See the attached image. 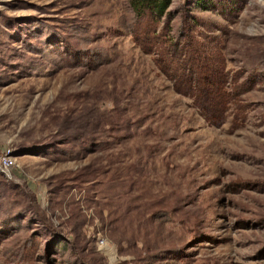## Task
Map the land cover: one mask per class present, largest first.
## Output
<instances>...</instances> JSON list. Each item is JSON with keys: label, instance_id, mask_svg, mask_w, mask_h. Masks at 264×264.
<instances>
[{"label": "rangeland", "instance_id": "1", "mask_svg": "<svg viewBox=\"0 0 264 264\" xmlns=\"http://www.w3.org/2000/svg\"><path fill=\"white\" fill-rule=\"evenodd\" d=\"M130 1L0 0V264H264V0Z\"/></svg>", "mask_w": 264, "mask_h": 264}, {"label": "trees", "instance_id": "2", "mask_svg": "<svg viewBox=\"0 0 264 264\" xmlns=\"http://www.w3.org/2000/svg\"><path fill=\"white\" fill-rule=\"evenodd\" d=\"M130 6L136 21L139 23L148 22L147 25L152 24V27L147 28L146 32H143L142 38L146 41L150 40L148 38V33L150 32L156 37L154 25L160 22L163 17L168 16L166 10L169 6V0H131ZM136 40H140V37H137ZM185 48V52L180 53V57L177 58V61L175 60L174 64L177 67L176 70L174 69L175 73L171 77V82L178 91L184 92L187 97H195L196 100L195 95L201 88L200 86L204 88L205 85L212 83L208 78L213 80V76H210V71L205 66L209 61L206 51H200L192 47L188 48L187 44H185ZM182 56L183 58L181 59ZM163 61V59L158 60L159 63H162L159 66L162 69L167 70L168 68L172 70V62L163 63Z\"/></svg>", "mask_w": 264, "mask_h": 264}, {"label": "built area", "instance_id": "3", "mask_svg": "<svg viewBox=\"0 0 264 264\" xmlns=\"http://www.w3.org/2000/svg\"><path fill=\"white\" fill-rule=\"evenodd\" d=\"M14 166V161L7 155L0 158V172L5 176H8L10 169ZM104 243L100 241L102 246Z\"/></svg>", "mask_w": 264, "mask_h": 264}]
</instances>
